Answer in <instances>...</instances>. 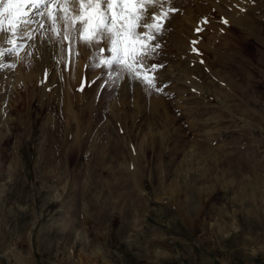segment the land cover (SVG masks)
<instances>
[{"label": "rangeland", "instance_id": "374dc122", "mask_svg": "<svg viewBox=\"0 0 264 264\" xmlns=\"http://www.w3.org/2000/svg\"><path fill=\"white\" fill-rule=\"evenodd\" d=\"M174 1L169 17L189 16L195 30L163 22L146 61L154 87L102 64L103 43L85 55L78 31L63 37L62 18L33 21L52 63L27 44L0 58L15 65L0 70V264H264V18L251 35L224 22L242 41L226 38L215 54L207 33L236 0L206 3L212 22L193 1ZM199 38L214 49L196 50ZM0 47H11L3 34ZM78 56L92 70L85 58L81 73ZM95 73L104 82L88 83ZM128 142L144 156L136 184L125 176Z\"/></svg>", "mask_w": 264, "mask_h": 264}, {"label": "snow or ice", "instance_id": "6c2138e0", "mask_svg": "<svg viewBox=\"0 0 264 264\" xmlns=\"http://www.w3.org/2000/svg\"><path fill=\"white\" fill-rule=\"evenodd\" d=\"M54 2V11L61 15L53 16V12L48 15L53 24L57 19L64 20L65 39L69 38V31H78L87 46L103 43L100 51L109 52L110 57L102 60V64L109 68L118 66L132 78L155 86L154 76L148 73L154 72L156 65H148L146 61L160 46L155 40L165 30L163 22L176 11L174 7H164L170 0H0V34L11 45L7 49L0 47V58L20 48L18 41L24 37L23 30L33 22L28 19V5L39 9L40 15ZM69 3L73 5L71 15ZM14 66L0 62V70Z\"/></svg>", "mask_w": 264, "mask_h": 264}, {"label": "bare ground", "instance_id": "6f19581e", "mask_svg": "<svg viewBox=\"0 0 264 264\" xmlns=\"http://www.w3.org/2000/svg\"><path fill=\"white\" fill-rule=\"evenodd\" d=\"M173 2H172V6L173 7H175L176 5H175V1L174 0H172ZM191 1H193L197 6H198V8L199 9H201L202 11H205L206 12V15L208 16V18L211 20L210 22H212V16L210 15V13L207 11V10H205V9H203L204 7H205V5H206V3H210V4H212V5H214V6H218V3L217 2H215V1H213V0H191ZM245 1V2H244ZM177 3V2H176ZM249 4V5H247L246 6V4ZM264 5V0H261V1H258L257 3L254 1V0H236L235 2H232V1H229L228 2V4H227V6L225 7V8H221V9H219V12L220 13H225V16L226 17H223L222 18V15L220 16L221 17V19H223V24L221 25V24H219L218 26H217V28L216 29H211V32H208L207 33V37H208V42L209 41H211V39H213V41H214V43L216 44V49L217 50H215L214 49V47L213 48H211V45L208 43V44H206V43H202L201 42V39L199 38V40H198V42L196 43V45H195V49L196 50H202V52L204 51V52H210V48L211 49H214V52L212 51V53H215L216 54V52L215 51H219V50H221V48L223 49V46L225 45V39L227 38V39H238V40H236V43H234V44H236V45H238V44H240V41H242L241 39V36H239L238 38H237V36H236V34H235V32H234V30H233V28L232 27H229V26H226V25H224V22L225 21H232L233 23H236V24H241V28H243V32L241 33V35L243 34V33H245V34H249V35H251L253 32H256V34H258V33H260V32H258V30H257V27L255 26V22L256 21H258V19H263L264 18V8L262 7V10H260V11H254L255 10V8L258 6L259 7V5ZM178 6V5H177ZM75 7H77L78 8V4L77 5H75ZM257 7V8H258ZM73 8V5L71 4V3H69V9H70V15L71 14H73L72 12H71V9ZM250 8H252V11H254V13L252 12V14H250L249 13V9ZM54 9H55V2L52 4V5H49L48 6V8H45V9H43V11L41 12V15H37V12L38 11H40L39 9H35V8H32L31 7V5H28V7H27V10H28V19H30L31 21H34V20H36L37 18H41V19H43V17L44 18H46L47 19V21H49V19H51L50 17H49V15H48V13L49 12H53L54 11ZM189 10H191V8L189 7L188 8V11ZM251 10V9H250ZM55 14H57V13H55ZM59 15H61V14H59ZM39 16V17H38ZM170 19H172V20H174L175 22H176V26H177V29H178V31H180V32H184V31H187V33H189V34H193V30H195V25H196V23L194 22V20H192L189 16H184V17H182V18H177L174 14L173 15H171L170 17H169ZM225 19H227V20H225ZM225 20V21H224ZM37 22H38V19H37ZM52 22V21H51ZM184 22H188V24H189V26L188 27H186V26H184ZM59 23V22H58ZM65 23V22H64ZM174 23V22H173ZM38 26V25H37ZM56 26V25H55ZM210 27H211V25H209ZM33 27H34V24H33V22L32 23H30V24H27L26 26H25V28H24V37H23V39L22 40H20V41H18V43L19 44H27L28 46L26 47V48H29V49H31L32 50V52H34V54L35 53H40V54H44L45 53V50H47V54L46 55H41V58L43 59V57L44 58H50V56H52V58H50L49 59V62H51V59L53 60L54 59V57H55V53L52 51V46H49L48 45V43H47V41L46 40H43V38H40V37H37L36 36V32L35 31H33L32 29H33ZM61 27V26H60ZM35 28V27H34ZM36 29V28H35ZM260 31V30H259ZM213 32V33H212ZM262 33V32H261ZM38 34V33H37ZM258 36V35H257ZM63 37H65L64 35H63ZM207 42V41H206ZM239 42V43H238ZM238 43V44H237ZM264 43V42H263ZM234 44L232 45V46H234ZM264 45V44H263ZM188 46H189V44H188ZM232 46H228L227 47V49L229 50V52H234V49H233V47ZM77 50V49H76ZM92 50V48L90 47V46H87V45H85L84 44V54L85 55H87V53H89L90 51ZM220 52V51H219ZM91 55V54H90ZM86 58V68L87 69H89V70H92L91 68H88V66H87V64H89V60L87 61V56L85 57ZM85 58H80L79 56H78V63H79V71L81 72V70H82V65H83V62H84V60H85ZM84 59V60H83ZM216 59V58H215ZM196 62L193 64V65H195V64H201V65H203V66H205L206 68H207V70L209 71V73H211V71H210V69L214 66H212V65H207L206 64V62L205 61H203L200 57H197L196 58ZM215 61H218V63H217V65H219L220 64V60L219 59H216ZM190 62H191V59L190 60H186L185 61V64L186 65H190ZM52 63V62H51ZM170 66H172L171 64H169V67H168V69H170ZM44 70H46V72H47V69H44ZM18 72V71H17ZM16 72V73H17ZM49 72V71H48ZM47 72V73H48ZM16 73H14V76L15 77H18V76H16ZM38 73V72H37ZM82 73V72H81ZM99 73V72H98ZM101 73V72H100ZM43 74V77H42V75L40 74V73H38V75H36L35 76V80L36 81H38L39 82V84H40V86H41V83H42V81H43V79L45 80V77H46V73L44 72V73H42ZM17 75H19V74H17ZM81 75L82 74H80V78H81ZM213 75H217V74H213ZM20 76V75H19ZM26 76V75H25ZM29 76V75H28ZM28 76H26V77H28ZM74 76H77V77H79V72L77 71V70H75L74 71ZM222 77H224V76H222ZM104 77L102 78V75L101 74H97L96 75V73L95 74H90V75H88V78H87V82L88 83H90V82H97V83H102V82H104ZM16 80H17V78H16ZM30 80V79H29ZM74 80H75V78H74ZM74 80H73V83H74ZM46 81V80H45ZM66 81V80H65ZM47 82V81H46ZM87 84V83H86ZM52 85V84H51ZM89 86H90V84H89ZM93 86V85H92ZM99 86V85H98ZM69 87V86H68ZM70 89V88H69ZM95 89V88H94ZM217 90V89H216ZM216 90H214V91H216ZM39 91H40V89H39ZM41 91H43V90H41ZM55 92V91H54ZM66 93H67V91H66ZM73 93V92H72ZM75 94V93H74ZM91 94H93L92 92H91ZM42 95V94H41ZM78 95H80V93H78ZM87 95V94H86ZM88 95H90V94H88ZM220 95V94H219ZM74 96V95H73ZM90 96H92V95H90ZM95 96V95H94ZM93 96V97H94ZM74 97H76V96H74ZM73 97V98H74ZM77 98V97H76ZM87 98H89V97H87ZM86 98V99H87ZM91 98V97H90ZM93 98H91V100H92ZM94 99H95V97H94ZM135 101H137V100H135ZM17 108V107H16ZM15 108V109H16ZM60 108H62V107H60ZM65 108V107H64ZM18 109V108H17ZM16 109V110H17ZM63 109V108H62ZM19 110V109H18ZM60 110V109H59ZM75 110V112H76V109H74ZM20 111V110H19ZM61 111V110H60ZM63 111V110H62ZM62 111H61V113H62ZM78 112V111H77ZM63 113H65L66 115H68V116H70V118H72L73 116H75V114L76 113H73V110L71 109V108H66L65 109V112H63ZM18 114V113H17ZM59 114V113H58ZM61 115V116H66V115ZM89 114V113H88ZM91 114V113H90ZM67 116V118H69ZM89 116V115H88ZM78 117V116H77ZM77 117H75V121L77 120L76 118ZM90 117V116H89ZM78 122V121H77ZM78 124V123H77ZM119 124V123H118ZM120 127V126H119ZM80 131V128H78L77 129V131H76V133H75V136H74V139H73V141H72V143H70L69 145H68V148H66L67 150H69V154L72 156L73 155V152H74V150H75V147H81L83 144H82V142L84 141L83 139H82V137L80 136L81 135V133L82 132H79ZM86 131V130H85ZM128 136V135H127ZM129 137V136H128ZM83 140V141H82ZM124 140V139H123ZM185 142V141H184ZM84 144H85V142H84ZM130 146H129V145ZM144 144V143H143ZM143 144H142V146H143ZM127 145L129 146L128 148V151H129V153H128V160L129 161H127V158L123 155V158H125V167H126V170H127V173H126V175L125 176H127V184H129V180L131 179L132 180V182L134 181V183L136 184V183H138V180H140L141 178H143V172H144V168L143 167H141L140 166V164H142L141 163V159H140V157L141 158H143L141 155H140V153H139V155L140 156H137V152H136V148L134 149H132L131 147V144L128 142L127 143ZM152 146H158V145H156L154 142L152 143ZM146 147H147V145H146ZM155 147H153V148H155ZM119 148V147H118ZM143 148H145V146L143 147ZM139 149H141V148H139ZM67 150H65V152L67 151ZM79 152V151H78ZM141 152V151H140ZM68 153V152H67ZM70 155H68V156H70ZM78 155V154H77ZM76 156V155H75ZM111 158H112V156H111ZM144 159V158H143ZM145 167V166H144ZM126 178V177H125ZM124 178V179H125ZM249 182V181H248ZM246 183V182H245ZM244 184V183H243ZM253 184V183H252ZM252 187V186H251ZM252 191H254L253 190V188H252ZM254 193V192H253ZM243 194L248 198V197H251V195H249V192L248 193H246V192H243ZM244 198V197H243ZM185 217V219L187 220V222H190V221H192L190 218H188L186 215H185V213L183 214Z\"/></svg>", "mask_w": 264, "mask_h": 264}]
</instances>
